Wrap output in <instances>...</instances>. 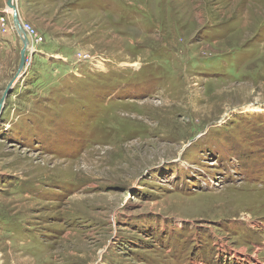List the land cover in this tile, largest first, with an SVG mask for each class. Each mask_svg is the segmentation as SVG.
<instances>
[{"label": "rangeland", "instance_id": "rangeland-1", "mask_svg": "<svg viewBox=\"0 0 264 264\" xmlns=\"http://www.w3.org/2000/svg\"><path fill=\"white\" fill-rule=\"evenodd\" d=\"M14 5L0 264H264V0Z\"/></svg>", "mask_w": 264, "mask_h": 264}, {"label": "water", "instance_id": "water-1", "mask_svg": "<svg viewBox=\"0 0 264 264\" xmlns=\"http://www.w3.org/2000/svg\"><path fill=\"white\" fill-rule=\"evenodd\" d=\"M6 6L9 7V9L11 10V11L10 10L9 11L11 12V15H12L14 28L16 29L17 34L22 41V48L20 50V60H19L18 68H17V71L14 75V78L9 83V85H11L13 80H15V78L22 72V70L25 67V63H26L25 53L27 50V46L29 44V39H28V37H27V35H26L22 25H21L19 18H18V15L16 12V7L14 5V0H6ZM3 99H4V95L0 99V111H1L2 104H3Z\"/></svg>", "mask_w": 264, "mask_h": 264}, {"label": "built area", "instance_id": "built-area-1", "mask_svg": "<svg viewBox=\"0 0 264 264\" xmlns=\"http://www.w3.org/2000/svg\"><path fill=\"white\" fill-rule=\"evenodd\" d=\"M21 24H22V27H23L26 35L28 36V38L32 39L33 37L36 36V31L31 24H29L27 22H23ZM4 26H5L4 25V19L0 18V33L5 32L7 30V27H4ZM27 61H28V59L26 58V64H28Z\"/></svg>", "mask_w": 264, "mask_h": 264}, {"label": "bare ground", "instance_id": "bare-ground-1", "mask_svg": "<svg viewBox=\"0 0 264 264\" xmlns=\"http://www.w3.org/2000/svg\"><path fill=\"white\" fill-rule=\"evenodd\" d=\"M9 8V7H8ZM11 11V10H10ZM28 47V46H27ZM26 64V63H25Z\"/></svg>", "mask_w": 264, "mask_h": 264}]
</instances>
